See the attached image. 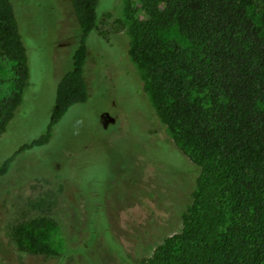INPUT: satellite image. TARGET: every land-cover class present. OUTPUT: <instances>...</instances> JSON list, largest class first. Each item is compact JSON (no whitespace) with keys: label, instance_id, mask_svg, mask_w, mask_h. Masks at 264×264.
Listing matches in <instances>:
<instances>
[{"label":"rangeland","instance_id":"1","mask_svg":"<svg viewBox=\"0 0 264 264\" xmlns=\"http://www.w3.org/2000/svg\"><path fill=\"white\" fill-rule=\"evenodd\" d=\"M256 2L264 14V0ZM14 4L29 78L0 135V164L45 132L80 38L68 0ZM144 10L138 0H101L87 39V101L62 116L46 145L19 152L0 176L1 264H137L179 231L199 169L156 116L144 72L127 54V27ZM164 36L186 44L175 29ZM13 88L12 63L0 58V101ZM37 198L53 205L55 224L39 233L53 256L20 250L11 237L20 209Z\"/></svg>","mask_w":264,"mask_h":264},{"label":"trees","instance_id":"2","mask_svg":"<svg viewBox=\"0 0 264 264\" xmlns=\"http://www.w3.org/2000/svg\"><path fill=\"white\" fill-rule=\"evenodd\" d=\"M68 1L80 38L50 121L0 164V176L19 152L46 145L62 116L88 99L87 39L101 0ZM138 1L145 18L131 19L127 54L144 72L156 116L199 175L179 231L137 264H264V14L256 0ZM15 9L14 0H0V58L14 75L13 90L0 101V135L29 78ZM171 29L185 45L164 36ZM52 206L37 198L20 209L11 233L18 249L56 255L39 234L55 224Z\"/></svg>","mask_w":264,"mask_h":264}]
</instances>
